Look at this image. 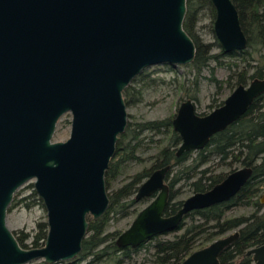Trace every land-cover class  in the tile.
<instances>
[{
    "label": "water",
    "instance_id": "1",
    "mask_svg": "<svg viewBox=\"0 0 264 264\" xmlns=\"http://www.w3.org/2000/svg\"><path fill=\"white\" fill-rule=\"evenodd\" d=\"M187 0H0V264L72 262L109 199L104 176L127 125L123 91L150 66L190 63L195 45L183 28ZM213 33L224 54L242 51L247 38L232 0H210ZM264 94V78L237 85L223 103L198 115L180 103L172 127L177 156L203 148ZM71 114L69 137L52 141L57 121ZM168 166L137 189L150 200L117 237L118 248H137L176 232L187 214L228 202L252 176L244 167L210 190L196 193L166 216ZM33 181L47 234L40 248H22L6 225L15 193ZM238 237L229 234L193 251L181 264H219ZM264 264V245L247 252Z\"/></svg>",
    "mask_w": 264,
    "mask_h": 264
},
{
    "label": "trees",
    "instance_id": "2",
    "mask_svg": "<svg viewBox=\"0 0 264 264\" xmlns=\"http://www.w3.org/2000/svg\"><path fill=\"white\" fill-rule=\"evenodd\" d=\"M232 1L238 11L247 46L242 51L230 54L222 52L216 38L211 43L203 42L200 37L197 24L204 12L210 18L213 31L215 9L210 0L186 1L183 28L193 40L196 51L193 60L182 65L184 72L180 77L183 79L179 82L178 75L171 79V83L174 81L181 92L182 100L198 102L200 82L207 79L215 85V97L209 104L213 109L223 103L220 95L224 90L232 91L239 84L246 85L253 79L264 78V0ZM215 48L217 52L213 51ZM224 57L236 58L239 63H224ZM211 61L225 68L227 76L224 80L215 77ZM163 65L173 72V66ZM205 70H208V76L204 74ZM148 73L146 69L142 70L123 91L126 107L142 102L146 84L150 83ZM151 80L152 83L156 81ZM160 83L167 81L159 78ZM174 115L162 119L127 120L104 176L108 208L95 221L87 217L88 231L77 258L72 262L56 264H137L135 258L142 251H151L152 254L149 260L141 264H181L193 251L230 232H237L238 237L224 250L218 263L252 264L247 252L264 245V204L259 200V195L264 192V94L258 96L238 120L214 133L203 148L185 151L179 156L176 152L181 139L172 127ZM133 165L142 167L130 172ZM166 166L170 168L166 175L169 187L166 216L176 213L182 206L184 200L179 199L181 185H185L193 195L221 183L238 166L250 167L253 172L245 186L228 202L187 214L178 230L171 233L173 237L156 236L134 249L118 248L115 241L121 232H110V223L134 218L139 208L148 201L134 200L138 187L155 170ZM28 189L29 194L23 197L19 192L15 193L8 211L16 207H43L32 184ZM233 209H250L251 213L247 216H230L229 212ZM13 234L22 248H40L46 239L47 225L45 222L37 224V233L30 238L29 244L23 232Z\"/></svg>",
    "mask_w": 264,
    "mask_h": 264
},
{
    "label": "rangeland",
    "instance_id": "3",
    "mask_svg": "<svg viewBox=\"0 0 264 264\" xmlns=\"http://www.w3.org/2000/svg\"><path fill=\"white\" fill-rule=\"evenodd\" d=\"M198 30L201 39L203 42H215V35L210 27V18L207 13H203L201 18L198 22ZM214 52H217L218 49H214ZM224 63L228 62H237L239 60L236 58H222ZM210 66L214 67V75L219 80H224L227 76V71L224 67L218 66L214 61L210 62ZM150 78L148 81L150 83L146 84V90L144 91V96L142 102L130 105L126 107V111L128 113V121H139L142 119H162L167 117H172L173 114L176 113L179 105L182 100L181 92L179 91L176 83L171 79L176 78L175 75H178L179 82L183 79L180 75L184 72V68L182 65H176L174 67L173 72L166 70L167 68L162 65H154L148 68H145ZM205 75H209L208 70L204 71ZM159 78L164 79L167 83L159 84ZM151 79H156L155 82L152 83ZM198 92V102H195V106L197 108V112H209L211 109L210 103L211 99L214 96L215 85L204 79L200 82ZM230 91L224 90L223 94L220 95V98L224 99ZM70 120L71 114L66 112L61 115L59 120L57 121L55 131L52 136V141H64L69 137L70 133ZM151 151V150H150ZM141 165H133L130 169V172H134L141 169ZM241 167L238 166L237 169ZM33 181H29L25 185H23L17 192L21 194L20 197L26 196L29 194L28 186H30ZM180 186V185H179ZM180 195L179 199L185 200L186 198L190 197L192 194L187 191V187L185 185H181L179 187ZM259 200L261 204H264V192L259 195ZM28 202V201H26ZM148 204L141 206L139 211ZM251 213L250 209H233L229 212L230 216H240V215H249ZM135 217V216H134ZM134 218H127L123 219L119 222H111L109 230L112 231H125L131 224ZM45 211L42 206H35L30 209H25L23 207H16L12 208L10 211L7 212L6 216V225L10 231L15 233V235H20V232H23L27 235L29 244V240L37 233V224L45 222ZM232 234V232L226 234L225 236ZM222 236V237H225ZM164 238H171L173 237L172 234L167 236H163ZM207 246V245H206ZM151 251H142L140 252L135 260L137 264L145 263L147 260L150 259Z\"/></svg>",
    "mask_w": 264,
    "mask_h": 264
},
{
    "label": "flooded vegetation",
    "instance_id": "4",
    "mask_svg": "<svg viewBox=\"0 0 264 264\" xmlns=\"http://www.w3.org/2000/svg\"><path fill=\"white\" fill-rule=\"evenodd\" d=\"M249 82H250V81H249ZM249 82H248V83H249ZM248 83H247V84H248ZM230 92H231V91H230ZM230 92H229V93H230ZM184 100H186V99H184ZM223 100H224V99H223ZM194 104H195V103H194ZM195 107H196V106H195ZM218 107H219V106H218ZM215 108H217V107H215ZM215 108H213L212 110H214ZM195 109H196V108H195ZM212 110H210L209 112H211ZM196 112H197V111H196ZM209 112H208V113H209ZM197 114L200 115L198 112H197ZM206 114H207V113H206ZM204 115H205V114H204ZM127 117H128V116H127ZM127 120H128V119H127ZM241 168H244V167H241ZM236 170H237V169H236ZM234 171H235V170H234ZM166 182H167V181H166ZM167 185H168V184H167ZM106 191H107V190H106ZM136 193H137V192H136ZM107 195H108V194H107ZM135 195H136V194H135ZM134 197H135V196H134ZM108 199H109V198H108ZM134 200H135V199H134ZM146 200H147V199H146ZM149 201H150V200H148V203H149ZM137 202H139V201H137ZM137 214H138V213H137ZM137 214H136V215H137ZM136 215H135V216H136ZM234 233H236V232H234ZM232 234H233V233H232Z\"/></svg>",
    "mask_w": 264,
    "mask_h": 264
}]
</instances>
